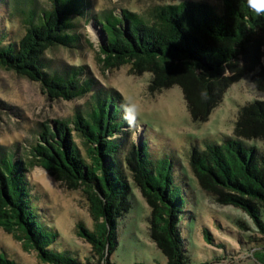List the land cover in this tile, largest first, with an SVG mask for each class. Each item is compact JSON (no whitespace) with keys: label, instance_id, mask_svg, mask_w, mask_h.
<instances>
[{"label":"trees","instance_id":"16d2710c","mask_svg":"<svg viewBox=\"0 0 264 264\" xmlns=\"http://www.w3.org/2000/svg\"><path fill=\"white\" fill-rule=\"evenodd\" d=\"M49 1L51 7L41 9L35 0H10L24 32L16 41L0 35V67L39 81L53 99L71 100L89 92L93 99L88 109L74 112L71 121L43 124L39 140L25 156L0 148V228L21 241L26 251L34 250L40 264H110L117 219L130 207L131 178L149 206V236L167 264H190L179 234L183 199L173 162L165 156L151 157L142 144L134 145L125 158L133 169L129 178L119 157L125 142L123 128L130 126L120 118L121 95L96 89L90 78L82 79V65L54 70L42 58L52 46L72 47L79 42L74 18L86 14L87 0ZM93 17L100 31L98 60L103 67L129 64L131 74L149 72L152 93L180 86L194 121L206 120L226 89L250 73L253 90L263 97L239 108L232 137L220 143L205 141L201 149L192 146L187 161L206 194L220 205L244 210L264 233L260 219L264 150L243 142H264V68L254 67L264 39V16H257L246 0H222L220 12L205 2L181 0L153 4L144 14L123 8L117 14L105 10ZM241 60L244 66L239 65ZM72 131L82 139L84 152ZM36 165L60 186L79 187L88 197L93 226L87 228L82 222L76 226L78 236L91 246V259L84 263L70 251L49 248L56 234L39 221L37 199L26 175ZM254 253L264 264V247ZM0 264L20 263L0 256Z\"/></svg>","mask_w":264,"mask_h":264},{"label":"rangeland","instance_id":"374dc122","mask_svg":"<svg viewBox=\"0 0 264 264\" xmlns=\"http://www.w3.org/2000/svg\"><path fill=\"white\" fill-rule=\"evenodd\" d=\"M181 0H87L86 14L74 18V32L79 42L74 46H52L42 56L50 68L60 70L82 65L83 78H90L96 89L118 92L123 98L120 114L123 122L124 145L120 151L122 172L129 178L133 171L126 156L136 145L151 157L169 158L176 170L178 192L182 197L179 234L190 264H262L254 250L264 247V233L248 214L234 205H220L202 190L193 175L187 158L192 146L203 148L205 141L220 143L232 137L238 110L245 103L262 98L252 88L250 73L233 82L222 101L204 121H194L184 103L180 86L173 85L152 93L148 90L150 74H131L130 65L104 68L99 62L100 31L95 18L105 10L117 14L121 9L144 14L153 4L176 3ZM184 1V0H183ZM210 4L220 12L222 0H193ZM41 9L51 7L49 0H35ZM10 0L0 1V35L16 41L24 32L21 19L15 15ZM93 15V16H92ZM258 47L255 68H264V39ZM240 66L245 62L241 60ZM253 67V69H254ZM231 74L227 72V75ZM91 92L71 100L49 97L39 81L0 67V148L14 150L15 156H25L39 140L45 123L54 120L71 121L74 112L86 110L92 101ZM70 126H73L71 124ZM75 142L84 152L82 139L72 131ZM246 146L264 150L261 140L244 139ZM28 183L37 200L39 221L55 241L53 251H70L84 263L91 246L77 234V223L93 226L90 203L81 188L67 189L42 167L33 166L26 172ZM130 207L117 219L116 246L108 255L110 264H167L166 256L155 245L148 232L150 209L144 196L130 178ZM264 222V210H260ZM0 256L20 264H40L35 251H26L21 241L0 228ZM95 262L94 260H92Z\"/></svg>","mask_w":264,"mask_h":264},{"label":"clouds","instance_id":"9594fccd","mask_svg":"<svg viewBox=\"0 0 264 264\" xmlns=\"http://www.w3.org/2000/svg\"><path fill=\"white\" fill-rule=\"evenodd\" d=\"M246 2L257 16H264V0H246Z\"/></svg>","mask_w":264,"mask_h":264}]
</instances>
